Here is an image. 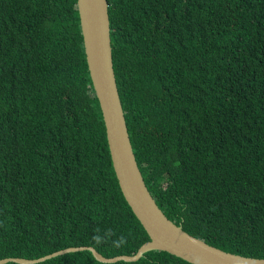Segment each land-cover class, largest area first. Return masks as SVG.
I'll list each match as a JSON object with an SVG mask.
<instances>
[{
    "label": "trees",
    "instance_id": "16d2710c",
    "mask_svg": "<svg viewBox=\"0 0 264 264\" xmlns=\"http://www.w3.org/2000/svg\"><path fill=\"white\" fill-rule=\"evenodd\" d=\"M131 149L157 206L188 233L264 256V0H106ZM75 0H0V257L67 245L132 253ZM0 264H194L162 249L87 248Z\"/></svg>",
    "mask_w": 264,
    "mask_h": 264
},
{
    "label": "water",
    "instance_id": "95a60500",
    "mask_svg": "<svg viewBox=\"0 0 264 264\" xmlns=\"http://www.w3.org/2000/svg\"><path fill=\"white\" fill-rule=\"evenodd\" d=\"M75 5L85 66L100 110L112 170L123 198L148 237L132 253L106 256L91 244H79L34 257L5 255L0 257V263L6 260L34 262L77 248L89 249L100 261L132 260L144 250L156 248L195 264H264V256L225 250L188 233L157 206L143 182L126 131L111 65L106 0H75Z\"/></svg>",
    "mask_w": 264,
    "mask_h": 264
},
{
    "label": "clouds",
    "instance_id": "9594fccd",
    "mask_svg": "<svg viewBox=\"0 0 264 264\" xmlns=\"http://www.w3.org/2000/svg\"><path fill=\"white\" fill-rule=\"evenodd\" d=\"M133 213V212H132ZM67 246H69V245H67ZM93 246V245H92ZM65 247V246H64ZM94 247V246H93ZM62 248V247H61ZM95 248V247H94ZM58 249V248H57ZM96 249V248H95ZM66 251H68V250H66ZM64 252V251H63ZM195 264V263H194Z\"/></svg>",
    "mask_w": 264,
    "mask_h": 264
}]
</instances>
